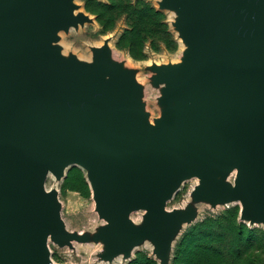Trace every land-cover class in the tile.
Segmentation results:
<instances>
[{
    "label": "water",
    "instance_id": "obj_1",
    "mask_svg": "<svg viewBox=\"0 0 264 264\" xmlns=\"http://www.w3.org/2000/svg\"><path fill=\"white\" fill-rule=\"evenodd\" d=\"M70 1L0 0V264H52L49 241L79 238L45 186L70 165L88 170L109 257L143 237L130 214L144 209L168 264L173 233L194 212L167 202L194 175L198 197L240 202L243 221L264 224V0L161 1L186 7L175 24L189 52L174 69L156 68L162 102L183 106L155 124L108 50L87 66L59 58L57 32L87 19L66 16ZM234 168V183L219 179Z\"/></svg>",
    "mask_w": 264,
    "mask_h": 264
},
{
    "label": "rangeland",
    "instance_id": "obj_2",
    "mask_svg": "<svg viewBox=\"0 0 264 264\" xmlns=\"http://www.w3.org/2000/svg\"><path fill=\"white\" fill-rule=\"evenodd\" d=\"M162 0H71L74 10L66 16L84 15L87 19L67 30L57 32V40L52 44L60 47L59 58L65 63L72 59L83 66L94 63L95 52L108 50L111 64L120 67L123 76H129L138 91L136 98L148 120L155 124L162 121L167 111L182 108L178 100L162 102L166 84L157 79L156 68L174 69L182 64L189 52V42L184 40L177 22L182 14L181 7L164 10ZM47 71L48 60L42 64ZM110 80L112 75H106ZM66 173V174H65ZM65 177L48 174L46 189H56L61 203V216L65 228L79 236L71 246H58L49 241L52 264H162L156 254L151 228L146 224L145 210L133 211L130 218L143 237L130 254H116L109 257L108 244L103 235L108 222L97 211L94 191L88 178V170L81 165L64 168ZM236 172L221 178L223 182L234 183ZM200 179L195 175L183 180L177 192L167 202V210H186L192 208L191 220H180L173 233L172 247L169 250L168 264H174V252L184 233L207 218H227L238 216V221L246 223L249 228L264 231V224L251 225L241 218L240 202L217 201L198 197L197 189ZM233 213V214H232ZM185 251V250H184ZM259 252V251H256ZM182 254L178 264H186L187 255ZM258 254V253H257ZM249 256L264 264V254Z\"/></svg>",
    "mask_w": 264,
    "mask_h": 264
},
{
    "label": "trees",
    "instance_id": "obj_3",
    "mask_svg": "<svg viewBox=\"0 0 264 264\" xmlns=\"http://www.w3.org/2000/svg\"><path fill=\"white\" fill-rule=\"evenodd\" d=\"M237 217L207 218L186 231L175 248L173 263L178 264L183 253L186 264H250L249 256L264 254V231L249 228ZM250 261L260 264L256 257Z\"/></svg>",
    "mask_w": 264,
    "mask_h": 264
},
{
    "label": "bare ground",
    "instance_id": "obj_4",
    "mask_svg": "<svg viewBox=\"0 0 264 264\" xmlns=\"http://www.w3.org/2000/svg\"><path fill=\"white\" fill-rule=\"evenodd\" d=\"M171 8H172V7H171ZM181 11H182V12H185V11H186V7H185V9H182ZM65 14H68V13H65ZM42 70H43V66H42ZM44 71H45V68H44ZM105 79H106V78H105ZM65 167H66V166H65ZM65 167H64V168H65ZM234 171H235L236 174H237V171H238L237 168H234L233 170H231L229 174L233 173ZM50 172H51V171H50ZM50 172H49V173H50ZM51 173H52V172H51ZM229 174H228V175H229ZM54 175H55V174H54ZM228 175H226V176H228ZM55 176H56V175H55ZM195 176H196V175H195ZM226 176H224V177H226ZM56 177H57V176H56ZM196 177H198V176H196ZM224 177H219V179L224 178ZM187 178H188V177L182 179L181 182H182L183 180L187 179ZM198 178H199V177H198ZM170 198H171V197H170ZM138 210H144V209H136L135 211H138ZM132 212H133V211H132ZM132 212H131V213H132Z\"/></svg>",
    "mask_w": 264,
    "mask_h": 264
}]
</instances>
